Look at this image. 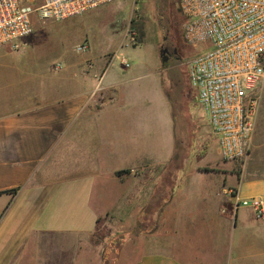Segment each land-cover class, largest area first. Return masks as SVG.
I'll return each mask as SVG.
<instances>
[{"label":"crops","instance_id":"obj_1","mask_svg":"<svg viewBox=\"0 0 264 264\" xmlns=\"http://www.w3.org/2000/svg\"><path fill=\"white\" fill-rule=\"evenodd\" d=\"M132 7L86 12L91 31L54 48L63 64L33 57L34 31L0 46V264H105L113 238L112 264H264V218L238 204L264 200V102L244 162L223 160L191 111L200 154L177 163L186 140L171 105L154 120L146 74L121 80L112 66ZM213 141L217 157L201 162Z\"/></svg>","mask_w":264,"mask_h":264},{"label":"built area","instance_id":"obj_2","mask_svg":"<svg viewBox=\"0 0 264 264\" xmlns=\"http://www.w3.org/2000/svg\"><path fill=\"white\" fill-rule=\"evenodd\" d=\"M117 0H0V46L34 31L40 22L66 20ZM186 17L182 33L206 51L189 61V84L195 100L218 138L225 161L249 153L264 87V0H179ZM131 33L132 42L135 32ZM86 43L77 46L86 51ZM250 203L264 218V200Z\"/></svg>","mask_w":264,"mask_h":264},{"label":"rangeland","instance_id":"obj_3","mask_svg":"<svg viewBox=\"0 0 264 264\" xmlns=\"http://www.w3.org/2000/svg\"><path fill=\"white\" fill-rule=\"evenodd\" d=\"M132 4L133 13L131 16L129 28L127 30L123 47H121L120 58L114 57L112 66L119 70L121 80H127L136 75L146 74V78L141 83H146L149 79L152 83V93H150V107L153 119H160L162 116L168 115V104L171 105L175 115L176 123L179 128L180 137H184L186 141L180 140L177 151V163L184 159V154L196 153L198 156L199 138L198 131L194 127L191 111L197 112L207 120L204 113H200V104L194 101L195 91L189 86V61L206 51V45L193 46L189 44L182 33L186 17L182 14L179 7V0H127ZM112 4V3H111ZM126 10V9H125ZM126 15L130 13V6L127 7ZM85 14V13H84ZM79 15L69 19L68 21L48 20L40 22L36 14L33 16L34 33L30 37L29 45L30 53H35L33 57L38 56L41 64L64 63L65 60L60 58V53L54 54V48L62 46V50L70 49L73 43H77L87 32L89 23L95 19L92 15ZM124 15V12H123ZM122 23V22H121ZM119 22V24H121ZM135 32V41L132 42V35L128 31ZM124 34V31L121 33ZM120 36V35H119ZM28 40V41H30ZM176 46L180 52V59L169 65V69L161 71L163 58L161 56L162 45ZM125 57L128 60L129 67H122L121 59ZM58 59V60H56ZM190 95L188 100V108L184 105V95ZM171 100V103L169 102ZM264 102V87L262 89L261 104ZM164 103V106L163 104ZM259 106V110H260ZM199 109V110H198ZM202 110V109H201ZM203 112V111H202ZM156 116L154 117V114ZM193 113V112H192ZM256 129V127H255ZM214 138L218 141L217 136ZM215 142H211L206 147L205 154L201 162L206 159L213 161L217 157ZM198 153V154H197ZM181 155H183L181 159ZM197 159H199L197 157ZM244 162V160H242ZM243 178L245 169L243 170ZM252 198H241L238 201L240 212H250L252 205L250 203L243 204V201H250ZM108 228L100 230L102 235L108 233ZM112 229H116L115 227ZM111 252L108 254L110 260L114 256L119 246L118 239L111 240Z\"/></svg>","mask_w":264,"mask_h":264},{"label":"flooded vegetation","instance_id":"obj_4","mask_svg":"<svg viewBox=\"0 0 264 264\" xmlns=\"http://www.w3.org/2000/svg\"><path fill=\"white\" fill-rule=\"evenodd\" d=\"M161 47L162 48L164 47L167 49V51H166V58L167 59L166 60H168L167 61L168 63L170 61L175 62L178 59H180V52L176 46L165 45V42H164V44H162Z\"/></svg>","mask_w":264,"mask_h":264},{"label":"water","instance_id":"obj_5","mask_svg":"<svg viewBox=\"0 0 264 264\" xmlns=\"http://www.w3.org/2000/svg\"><path fill=\"white\" fill-rule=\"evenodd\" d=\"M166 51H167V49L166 48H162L161 49V56H162V58H163V62L165 63L166 62V55H165V53H166Z\"/></svg>","mask_w":264,"mask_h":264},{"label":"trees","instance_id":"obj_6","mask_svg":"<svg viewBox=\"0 0 264 264\" xmlns=\"http://www.w3.org/2000/svg\"><path fill=\"white\" fill-rule=\"evenodd\" d=\"M132 234H133V232H132ZM119 242H120V240H119ZM105 264H112L109 257L105 258Z\"/></svg>","mask_w":264,"mask_h":264}]
</instances>
